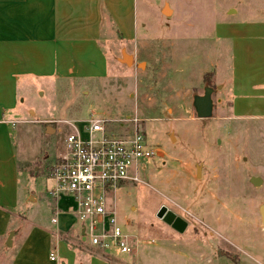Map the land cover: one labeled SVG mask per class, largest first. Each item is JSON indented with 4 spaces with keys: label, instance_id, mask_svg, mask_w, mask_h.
I'll list each match as a JSON object with an SVG mask.
<instances>
[{
    "label": "rangeland",
    "instance_id": "rangeland-1",
    "mask_svg": "<svg viewBox=\"0 0 264 264\" xmlns=\"http://www.w3.org/2000/svg\"><path fill=\"white\" fill-rule=\"evenodd\" d=\"M220 2L135 0L137 39H102L106 79L19 84L12 136L19 197L36 198L24 201L32 211L49 201L67 123L103 120L113 136L136 128L159 151L139 183L112 193L117 222L137 245L132 257L107 264H264V120L227 118L230 99L217 103V86L229 77V52L213 30L225 18ZM225 6L237 9L236 20L247 16L238 0ZM121 50L134 57L127 68L116 62ZM206 87L214 90L212 115L200 120L192 104ZM252 177L262 184L254 187ZM162 207L185 223L183 231L157 217ZM7 260L0 255V264Z\"/></svg>",
    "mask_w": 264,
    "mask_h": 264
},
{
    "label": "crops",
    "instance_id": "crops-1",
    "mask_svg": "<svg viewBox=\"0 0 264 264\" xmlns=\"http://www.w3.org/2000/svg\"><path fill=\"white\" fill-rule=\"evenodd\" d=\"M238 1L247 16L234 19L237 9L225 6L229 0H221L219 10L225 18L213 27L215 39L229 52V77L224 86H217V103L230 99L227 118L264 120V0ZM134 6L135 0H0V255L7 257L8 264L122 260L89 247L82 239V225L71 214L75 207L71 198L55 200L48 193L49 201L40 211L27 208L26 202L34 203L36 198L27 192L24 200L19 197L20 172L11 125L17 103L23 101L20 83L106 79L102 39L109 33L123 42L137 39ZM124 51L116 62L123 64V53L133 64L134 57ZM218 110L225 114L224 108ZM51 253L55 261L50 260Z\"/></svg>",
    "mask_w": 264,
    "mask_h": 264
},
{
    "label": "built area",
    "instance_id": "built-area-1",
    "mask_svg": "<svg viewBox=\"0 0 264 264\" xmlns=\"http://www.w3.org/2000/svg\"><path fill=\"white\" fill-rule=\"evenodd\" d=\"M77 123L84 125L83 132ZM67 124L71 131L64 139L61 164L50 175L48 193L55 200L68 197L74 201L71 214L81 223L89 247L132 257L137 244L133 246L131 237L119 226L110 200L120 185L139 183L159 151L148 145L136 128L124 136H113L103 120ZM49 258L56 259L52 253Z\"/></svg>",
    "mask_w": 264,
    "mask_h": 264
},
{
    "label": "water",
    "instance_id": "water-1",
    "mask_svg": "<svg viewBox=\"0 0 264 264\" xmlns=\"http://www.w3.org/2000/svg\"><path fill=\"white\" fill-rule=\"evenodd\" d=\"M121 63H123L124 65H131L132 64V59L130 56H127L125 54L122 53V58H121ZM213 89L206 87L203 90V94L200 96H196L193 100V108L195 111V115L197 119L200 120H206L209 119L212 115V102H211V95L213 93ZM250 183L254 186V187H258L262 184V181L258 178H254L252 177L250 179ZM258 212L260 215V223L261 226L264 228V204L260 205L258 208ZM166 209L164 207H162L160 209V211L157 213V217L159 219H164L165 215H166ZM182 231V230H181ZM13 233H11L8 237V244L7 246H10V240L12 238ZM82 239L84 240V236H83V231H82Z\"/></svg>",
    "mask_w": 264,
    "mask_h": 264
},
{
    "label": "flooded vegetation",
    "instance_id": "flooded-vegetation-1",
    "mask_svg": "<svg viewBox=\"0 0 264 264\" xmlns=\"http://www.w3.org/2000/svg\"><path fill=\"white\" fill-rule=\"evenodd\" d=\"M164 222L177 231H183L186 227L185 223L175 218L171 213H166Z\"/></svg>",
    "mask_w": 264,
    "mask_h": 264
},
{
    "label": "trees",
    "instance_id": "trees-1",
    "mask_svg": "<svg viewBox=\"0 0 264 264\" xmlns=\"http://www.w3.org/2000/svg\"><path fill=\"white\" fill-rule=\"evenodd\" d=\"M209 78H210V74H205L204 77H203V82L205 84H208L209 83Z\"/></svg>",
    "mask_w": 264,
    "mask_h": 264
}]
</instances>
